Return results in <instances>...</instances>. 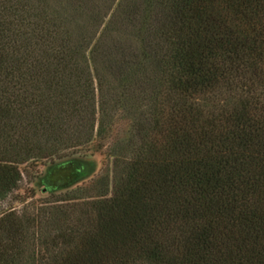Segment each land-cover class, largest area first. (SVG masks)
Masks as SVG:
<instances>
[{
    "label": "trees",
    "instance_id": "16d2710c",
    "mask_svg": "<svg viewBox=\"0 0 264 264\" xmlns=\"http://www.w3.org/2000/svg\"><path fill=\"white\" fill-rule=\"evenodd\" d=\"M123 1L0 0V199L122 111L135 151L86 233L3 217L0 264H264V0Z\"/></svg>",
    "mask_w": 264,
    "mask_h": 264
},
{
    "label": "rangeland",
    "instance_id": "374dc122",
    "mask_svg": "<svg viewBox=\"0 0 264 264\" xmlns=\"http://www.w3.org/2000/svg\"><path fill=\"white\" fill-rule=\"evenodd\" d=\"M119 2L125 1L116 3ZM133 119L127 111H122L109 132L95 137L90 144L20 165L21 181L17 189L0 199V220L11 213L21 220L42 218L39 228L25 230L32 239L30 242L34 240L32 233H42L43 240L51 239L54 233H86L91 224H96L92 204L114 195L116 185L125 178L128 163L134 159ZM69 162L81 171L76 177L74 169L63 170V165ZM60 180L69 183L57 185ZM45 181L58 189L55 195L45 192ZM68 184L71 187L64 188ZM35 240L38 242V237ZM30 242L25 247V262L32 247Z\"/></svg>",
    "mask_w": 264,
    "mask_h": 264
}]
</instances>
